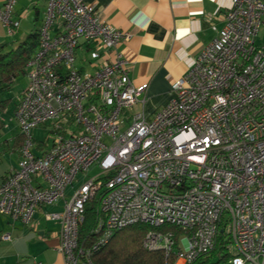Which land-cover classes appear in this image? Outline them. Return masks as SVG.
Here are the masks:
<instances>
[{
  "label": "built area",
  "instance_id": "built-area-1",
  "mask_svg": "<svg viewBox=\"0 0 264 264\" xmlns=\"http://www.w3.org/2000/svg\"><path fill=\"white\" fill-rule=\"evenodd\" d=\"M17 2L2 1L6 37L20 28ZM222 19L173 83L174 100L151 120L137 113L128 121L148 87L130 82L117 52L129 35L84 0H45L38 50L14 112L20 158L0 184V216L29 225L37 210L63 201L62 212L46 219L60 227L65 264H92L116 232L136 224L153 229L144 249L172 264L210 253L220 228L230 242L229 264H264V0H231ZM79 50L86 58L78 59ZM47 126L51 142L35 144L33 132ZM92 167L98 175L73 189ZM91 201L97 240L82 250Z\"/></svg>",
  "mask_w": 264,
  "mask_h": 264
},
{
  "label": "crops",
  "instance_id": "crops-1",
  "mask_svg": "<svg viewBox=\"0 0 264 264\" xmlns=\"http://www.w3.org/2000/svg\"><path fill=\"white\" fill-rule=\"evenodd\" d=\"M2 1L0 0V8ZM40 1L44 6L42 14L37 8L39 2L31 4L36 14L33 22L37 21L32 30L39 28L43 19L45 0ZM84 2L95 7L96 15L101 21L129 35V40L121 43L117 52L127 63L130 82L134 86L143 83L148 85L146 91L138 98L137 105L126 114L128 121L137 113H142L146 120H151L174 100L173 83L185 75L201 50L216 37V31L223 27L222 16L231 7V0ZM18 5L17 2L14 19L20 21V28L14 37L10 38L5 36L0 27V46L13 44L10 40L21 37V24L29 17V9L21 11L22 8ZM262 31L263 37L258 40L260 45L264 42V30ZM24 38L25 36L20 40ZM81 52L83 53L82 50L78 51V59ZM113 59L114 55L110 56L109 60ZM79 67L85 68L83 64H79ZM25 87L14 94L11 88L8 93L10 106L0 117V184L10 171L17 167L20 158V144L16 143L19 132L10 138V124L5 123L7 119L10 120V109L14 118L15 108ZM80 176L73 184V189L84 182V179L79 182ZM73 189L69 187L66 190V200L71 197ZM62 210L63 201L42 207L34 213L29 225L0 216V264H65L57 250L60 227L56 222L46 219V215ZM4 236H8L9 240L4 241Z\"/></svg>",
  "mask_w": 264,
  "mask_h": 264
},
{
  "label": "trees",
  "instance_id": "trees-1",
  "mask_svg": "<svg viewBox=\"0 0 264 264\" xmlns=\"http://www.w3.org/2000/svg\"><path fill=\"white\" fill-rule=\"evenodd\" d=\"M39 28H34L21 42L0 46V117L10 106L8 93L13 84L18 77L26 76V65L38 50ZM16 143L21 146L20 136L16 138ZM97 208L95 201L86 204L85 220L79 232V249L91 248L97 240L94 233ZM163 229L177 232L174 228ZM151 230L147 225L136 224L116 232L109 243L92 257V264H172V259H166L162 253L144 249L143 240ZM229 244L223 228L218 229L214 249L193 264H229Z\"/></svg>",
  "mask_w": 264,
  "mask_h": 264
},
{
  "label": "rangeland",
  "instance_id": "rangeland-1",
  "mask_svg": "<svg viewBox=\"0 0 264 264\" xmlns=\"http://www.w3.org/2000/svg\"><path fill=\"white\" fill-rule=\"evenodd\" d=\"M35 2H36V4L39 2L37 8L39 9V11L42 14L44 6H42L43 4L40 0H18V4H19L18 7L22 8L21 11L29 9V17L25 21H23L21 24V37L17 36L16 40H14V39L10 40V43L11 42H13V43L14 42L15 43L21 42L20 38H23L24 36L26 38L27 35L29 34L30 30H32V28H33L32 26L36 25L37 22H33V19H34L36 14H35V11H33V9L31 8L32 7L31 4H34ZM262 37H263V31H261V33H260L259 41ZM263 45H264V42L261 43V46H263ZM80 58L84 59V58H86V55L81 52V53H79V59ZM82 64L85 65L83 62H82ZM26 84H27L26 76L18 77L16 79V82L12 86L13 94L15 92H17L20 88L25 87ZM13 104L14 103H12V105ZM5 124H7V125L10 124V138L15 137V135L19 132V128H18V125H17L15 119L13 118L11 109H10V120L7 119ZM33 138H34L35 144L38 143V144H45L46 145V144L51 142L52 134L50 133V129L48 128V126L47 127H40V128H37L33 132ZM98 173H99L98 170L95 167H92L86 175L80 176L78 180H79V182H81L83 179H84V181H87L88 179L93 178L96 175H98Z\"/></svg>",
  "mask_w": 264,
  "mask_h": 264
}]
</instances>
